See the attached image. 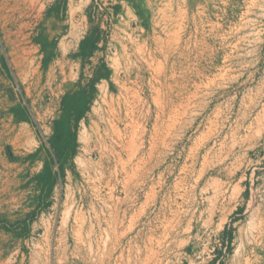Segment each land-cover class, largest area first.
I'll use <instances>...</instances> for the list:
<instances>
[{
	"label": "rangeland",
	"instance_id": "374dc122",
	"mask_svg": "<svg viewBox=\"0 0 264 264\" xmlns=\"http://www.w3.org/2000/svg\"><path fill=\"white\" fill-rule=\"evenodd\" d=\"M24 1L0 0L1 202L5 203L1 206V220L14 224L33 211L38 214L29 225L27 237L1 229V264H264V93L257 85L260 76L240 81L236 77H215L211 90L208 88L206 93L198 89L195 93L191 85L205 89V78L191 74L202 66L188 51L178 54V60L172 55L158 67L140 56L135 60L125 56L115 60L109 50L81 61L76 58V37H65L78 17L72 21L67 17L51 20L44 13L52 0H34L33 6ZM71 1L74 8L91 7L93 18L87 20L83 31L99 27L101 22L106 26L99 16V0L96 4L93 0ZM231 2L232 14L245 12L246 55L253 59L249 68L259 69L260 73L264 68L259 64L264 62V0ZM225 4L226 0L209 3L210 13L216 15L214 22L216 17L223 18L220 30L215 25L208 27L215 30L209 40L214 69L226 65L220 61H228L237 53V18L225 21ZM101 31V37L108 40L110 31ZM43 37L48 41L56 38L55 56L46 65L42 61L46 53L40 46ZM101 63L110 73L121 70L122 77L116 78L118 85L111 96L103 95L101 82L96 85L86 125L76 129L78 147L72 166L65 167L61 178L57 175L47 200L49 206L39 210V188L32 178L48 158L47 140L60 100L66 93L84 87ZM126 69L138 76H124ZM163 70H176L182 76L159 77ZM8 72L11 76L7 78L4 74ZM174 83L181 86L180 93L161 94L157 90L159 85ZM175 100L182 108L173 106ZM10 106L24 108L29 121L17 122L15 117L10 120ZM21 128L27 134L26 146L17 140ZM34 150H39L37 162L32 160L26 165L24 154ZM252 168L254 186L243 193L247 200L252 198L248 212L235 229L231 226L234 218H229L230 226L217 231L220 224L213 210L229 207L228 201L239 195L238 181ZM53 170L57 172V166ZM143 200V207L135 204ZM227 232L231 234L229 243Z\"/></svg>",
	"mask_w": 264,
	"mask_h": 264
},
{
	"label": "crops",
	"instance_id": "0c3cea01",
	"mask_svg": "<svg viewBox=\"0 0 264 264\" xmlns=\"http://www.w3.org/2000/svg\"><path fill=\"white\" fill-rule=\"evenodd\" d=\"M63 1V3H62ZM97 0H93L96 4ZM232 0H226L225 14L224 17L226 22H229L228 19H233L232 16H235L237 19V39L238 43L235 45L236 52L232 55L230 60L226 61L221 60L220 63L226 62V65H221L219 69H214V57H213V46L209 42L214 37V29H208L209 26H217L220 30L223 18L215 19L216 15L213 16L209 10L210 0H99L100 4L98 5L100 17L104 19L105 25L101 22V25L98 27L100 30V41L97 43L98 49L96 52H106V50L112 52V55H115L116 59L125 56L127 60H135L138 56L151 60L150 62L156 63L158 67L163 61L167 63V60L173 55V58L178 60V54H181L183 51H188V53L195 54V60L198 64L202 66L200 70H192L191 74L194 76L204 77L205 78V89L198 88V85L194 87V91L198 92H208L213 87V81L215 77H236L237 81L244 79L247 76L256 75L260 76L257 85L259 90L264 93V68H261V72L258 73L257 69L249 68V64L253 62L252 57L247 59L246 55V27H245V12L239 11L238 13L232 14ZM147 2V3H146ZM223 3V2H221ZM231 5V6H230ZM239 5V4H238ZM69 8V9H68ZM91 9V7H90ZM1 10V6H0ZM68 10V11H67ZM89 7L79 6L74 8L71 0H52L49 4L45 6V17L48 19H53L56 21H62L64 18H69L73 20L75 16L76 24L72 27L69 35L65 37L73 38L76 37V43H79L91 32V28L82 31L87 24ZM163 12V13H162ZM63 15V17H62ZM59 16L60 20L56 18ZM161 16V17H160ZM167 16V17H166ZM62 17V18H61ZM83 18V19H82ZM93 18V17H92ZM85 19V20H84ZM81 20V21H80ZM65 22L62 23V25ZM128 25V26H127ZM164 27V30H163ZM87 28V27H85ZM108 29L110 31L109 39L106 40L102 38L103 32L101 30ZM171 29V30H170ZM155 32V33H154ZM173 32V33H172ZM169 33V34H168ZM177 33V34H176ZM166 36H165V35ZM170 35V36H169ZM158 36V37H157ZM130 38V39H129ZM134 38V39H133ZM56 40V38H53ZM52 40V39H51ZM131 40V41H130ZM133 41V42H132ZM136 42V43H135ZM162 42V43H161ZM158 45H157V44ZM169 43V44H168ZM156 44V45H155ZM173 46H171V45ZM128 45V46H127ZM160 45V46H159ZM122 46V48H121ZM128 47V48H127ZM158 47V48H157ZM162 47V48H161ZM176 47V48H175ZM126 48V49H125ZM261 49L263 46L260 47ZM123 49V50H122ZM145 49V50H144ZM157 49V50H156ZM78 52L75 50V52ZM143 51V52H142ZM155 51V53H154ZM161 51V52H160ZM149 53V54H148ZM159 53V54H158ZM129 54V55H128ZM136 55V56H135ZM177 55V56H176ZM130 56V57H129ZM166 57V58H165ZM149 58V59H148ZM160 60V61H159ZM257 61V60H256ZM264 62L261 60L260 65H264ZM205 64V67H203ZM112 69V67H111ZM253 70V71H252ZM123 72L119 69L112 71L107 80L100 81L103 83L104 91L103 95L111 96L113 91L116 90L118 81L117 77H120ZM124 76L130 77L138 76L133 72H129L126 69ZM5 77H10L11 73H5ZM158 76H182V72L166 71L159 73ZM5 83V81H3ZM160 85L158 87L159 93H180L181 86H178L176 83L174 85L166 84L163 87ZM170 86V87H169ZM202 87V85L200 86ZM174 88V89H173ZM177 89V90H176ZM187 91V90H186ZM190 92H193L190 90ZM105 93V94H104ZM0 95H1V18H0ZM180 105V106H179ZM168 106V105H167ZM175 108H182V104L178 103L176 105V100L173 103ZM16 106H10L9 111ZM21 107V106H19ZM11 113V112H10ZM15 115L10 114V120H13ZM87 121V116L79 121L78 126L85 127ZM176 123V122H175ZM27 151L24 156L26 165H29L30 162H37L38 157L34 159L31 156L36 152ZM254 169L252 168L250 172L244 174V178H240L237 183L239 188V195L232 200L228 201L229 207H223L221 209L216 208L213 210V217H217L219 220L217 226V231H222L227 225L229 218H234L235 222L231 225L233 229L236 228V225L242 222L243 216L248 212L249 204H251L252 198L249 197L247 200L246 197H243V193L246 191L250 192L254 186ZM65 171V170H64ZM244 182V189H241L242 181ZM242 193V194H241ZM241 195V196H240ZM225 201V199L223 200ZM5 203L1 202V115H0V220H1V206ZM136 205L143 206V202H135ZM258 213L261 212V209L256 210ZM232 236H234V230L232 231ZM0 238H1V229H0ZM223 242V239H222ZM0 254H1V242H0ZM1 264V260H0ZM199 264V263H195ZM207 264H225L224 262H211Z\"/></svg>",
	"mask_w": 264,
	"mask_h": 264
},
{
	"label": "trees",
	"instance_id": "16d2710c",
	"mask_svg": "<svg viewBox=\"0 0 264 264\" xmlns=\"http://www.w3.org/2000/svg\"><path fill=\"white\" fill-rule=\"evenodd\" d=\"M56 19L60 20V17L58 16ZM88 19L89 21L92 20L90 7ZM85 37L86 38L79 43L78 52L76 54V58L81 59V61L88 60L94 51L98 49L97 43L101 39L100 30L98 27H93L91 32ZM40 42L42 51L46 53V58L43 60V64L46 65L55 56L54 48L56 46V40L53 39L48 41L43 37ZM109 75L110 70L104 63H101L97 71L94 72L84 87L75 92H68L61 98L60 110L57 117L54 119L55 121L53 120L52 122V134L47 140L49 148L45 150V153L48 158L43 162L42 170L32 178V181H34L39 188L37 197L39 210L49 206L47 200L50 198L56 185L57 175L61 178L65 167L72 166V161L78 147L76 135L78 123L85 117L89 110L91 99L96 91V85L102 80H107ZM10 112L15 115V120L17 122L27 123L29 121L25 114V109L22 107L16 106L12 108ZM72 119L74 120L73 125ZM38 153L39 150H37L31 158L34 159L38 157ZM54 166H57V172H54ZM37 214L38 211H33L25 219L14 224H9L0 220V229L6 232H19L21 233V237H27L29 234V225L34 221ZM225 237L227 243H229L231 234L227 232Z\"/></svg>",
	"mask_w": 264,
	"mask_h": 264
},
{
	"label": "bare ground",
	"instance_id": "6f19581e",
	"mask_svg": "<svg viewBox=\"0 0 264 264\" xmlns=\"http://www.w3.org/2000/svg\"><path fill=\"white\" fill-rule=\"evenodd\" d=\"M29 3L31 6H33V4H35V2L36 1H34V0H29V1H27V0H25L24 1V3ZM147 3V2H146ZM38 4V3H37ZM36 4V5H37ZM29 6V5H28ZM31 6H29V8L28 9H31L30 7ZM27 8V7H26ZM69 9V8H68ZM32 10V9H31ZM68 11V10H67ZM163 13V12H162ZM161 17V16H160ZM167 17V16H166ZM70 18V17H69ZM73 19V18H72ZM83 19V18H82ZM76 20V19H75ZM85 20V19H84ZM81 21V20H80ZM69 24V23H68ZM72 24V23H71ZM70 25V24H69ZM128 26V25H127ZM54 29H55V27H54ZM53 29V30H54ZM163 30H164V27H163ZM171 30V29H170ZM83 31V30H82ZM93 32V31H92ZM155 33V32H154ZM173 33V32H172ZM169 34V33H168ZM177 34V33H176ZM54 35V34H53ZM165 35V34H164ZM49 36V35H48ZM166 36V35H165ZM170 36V35H169ZM158 37V36H157ZM86 38V37H85ZM130 39V38H129ZM134 39V38H133ZM131 41V40H130ZM61 42H63V41H61ZM133 42V41H132ZM136 43V42H135ZM162 43V42H161ZM47 44V43H46ZM157 44V43H156ZM155 44V45H156ZM169 44V43H168ZM48 45V44H47ZM70 45V44H69ZM82 45V44H81ZM158 45V44H157ZM171 45V44H170ZM66 46V45H65ZM128 46V45H127ZM160 46V45H159ZM172 46V45H171ZM173 47V46H172ZM121 48H122V46H121ZM128 48V47H127ZM158 48V47H157ZM162 48V47H161ZM176 48V47H175ZM126 49V48H125ZM123 50V49H122ZM145 50V49H144ZM157 50V49H156ZM143 52V51H142ZM161 52V51H160ZM34 53V52H33ZM154 53H155V51H154ZM149 54V53H148ZM159 54V53H158ZM129 55V54H128ZM62 56V55H61ZM136 56V55H135ZM130 57V56H129ZM33 58V57H32ZM166 58V57H165ZM134 59H135V57H134ZM149 59V58H148ZM78 60V59H77ZM119 60H120V58H119ZM43 61V60H42ZM58 61V60H57ZM67 61V60H66ZM140 61V60H139ZM160 61V60H159ZM71 63V62H70ZM116 63V62H115ZM137 63V62H136ZM139 63V62H138ZM141 63V62H140ZM145 63V62H144ZM165 63V62H164ZM161 64V63H160ZM135 65V64H134ZM37 66V65H36ZM61 66V65H60ZM33 67H31V69H32ZM52 68V67H51ZM78 68V67H77ZM139 68H140V66H139ZM46 69V68H45ZM50 70V69H49ZM77 70V69H76ZM75 70V71H76ZM146 70V69H145ZM32 71V70H31ZM54 71V70H53ZM142 71V70H141ZM44 72V71H43ZM56 72V71H55ZM152 72H155V71H152ZM51 74V73H50ZM60 75V74H59ZM135 75V74H134ZM155 75V74H154ZM54 76V75H53ZM72 76V75H71ZM45 77V76H44ZM122 77V76H121ZM54 78V77H53ZM74 78V77H73ZM76 78V77H75ZM158 78V77H157ZM171 78H172V76H171ZM48 79H49V76H48ZM64 79V78H63ZM71 79V78H70ZM69 79V80H70ZM88 79V78H87ZM153 79V78H152ZM124 80V79H123ZM160 80V79H159ZM73 82V81H72ZM37 84V83H36ZM55 84V83H54ZM81 84V83H80ZM103 84V83H102ZM161 84V83H160ZM48 85V84H47ZM49 85H50V83H49ZM39 86V85H38ZM63 86H64V84H63ZM160 86V85H159ZM52 87V86H51ZM55 87V86H54ZM170 87V86H169ZM42 88H43V86H42ZM50 88V87H49ZM56 88H58V87H56ZM75 88V87H74ZM87 88V87H86ZM99 88V87H98ZM138 88V87H137ZM64 89V88H63ZM174 89V88H173ZM40 90V89H39ZM51 90V89H50ZM58 90V89H57ZM87 90V89H86ZM105 90V89H104ZM159 90V89H158ZM177 90V89H176ZM135 92V91H134ZM197 92V91H196ZM195 92V93H196ZM49 93V92H48ZM178 93V92H177ZM56 94V93H55ZM105 94V93H104ZM156 94V93H155ZM162 94V93H161ZM45 96V95H44ZM48 96V95H47ZM138 96V95H137ZM156 96V95H155ZM174 96V95H173ZM177 96V95H176ZM175 96V97H176ZM57 97V96H56ZM187 98V97H186ZM39 99H41V98H39ZM55 99V98H54ZM100 99V98H99ZM105 99V98H104ZM112 99V98H111ZM139 99V98H138ZM177 99V98H176ZM116 100H118V99H116ZM192 100H194V99H192ZM43 101V100H42ZM187 101V100H186ZM191 101V100H190ZM117 102V101H116ZM132 102V101H131ZM138 102H139V100H138ZM171 102H173V101H171ZM56 103V102H55ZM106 103V102H105ZM133 103V102H132ZM131 103V104H132ZM143 103H146L145 101L143 102ZM148 103V102H147ZM187 103H189L188 101H187ZM42 104V103H41ZM47 104V103H46ZM97 104V103H96ZM107 104V103H106ZM120 104V103H119ZM118 104V105H119ZM126 104H128V102L126 103ZM185 104H186V102H185ZM51 105V104H50ZM49 105V106H50ZM111 105V104H110ZM144 105V104H143ZM162 105V104H161ZM184 105V104H183ZM79 106V105H78ZM180 106V105H179ZM116 107H118V106H116ZM44 108V107H43ZM47 108V107H46ZM142 108V107H141ZM155 108H156V106H155ZM44 110V109H43ZM139 110V109H138ZM144 110V109H143ZM162 110V109H161ZM173 110H175V109H173ZM40 111V110H39ZM98 111V110H97ZM136 111V110H135ZM157 111V110H156ZM172 111V110H171ZM170 111V112H171ZM177 111V110H176ZM96 112V111H95ZM110 112V111H109ZM147 111H145V113H146ZM151 112V111H150ZM48 113H49V111H48ZM62 113V112H61ZM128 113H130V112H128ZM161 113V112H160ZM183 113V112H182ZM97 114V113H96ZM112 114V113H111ZM156 114V113H155ZM184 114V113H183ZM40 115V114H39ZM105 115V114H104ZM132 115V114H131ZM146 115V114H145ZM162 115V114H161ZM175 115V114H174ZM185 115V114H184ZM184 115H181V116H184ZM41 117H42V115H40ZM45 116V115H44ZM90 116V115H89ZM157 116V115H156ZM176 116H178V114H176ZM113 117V116H112ZM44 118V117H43ZM50 118V117H49ZM54 118V117H53ZM61 118V117H60ZM178 118V117H177ZM181 118V117H180ZM97 119V118H96ZM154 119H155V116H154ZM167 119V118H166ZM38 120H40V119H38ZM54 120V119H53ZM60 120V119H59ZM119 120V119H118ZM172 120V119H171ZM55 121V120H54ZM120 121H121V118H120ZM92 122V121H91ZM122 122V121H121ZM158 122H160V121H158ZM179 122V121H178ZM93 123V122H92ZM95 123V122H94ZM98 123V122H97ZM149 123V122H148ZM171 123V122H170ZM180 123V122H179ZM45 124V123H44ZM48 124V123H47ZM99 124V123H98ZM179 125V124H178ZM177 125V126H178ZM128 126V125H127ZM129 127V126H128ZM172 127V126H171ZM170 127V128H171ZM124 128V127H123ZM169 128V129H170ZM30 130V129H29ZM111 130V129H110ZM123 131V130H122ZM153 131V130H152ZM164 131H165V129H164ZM175 131V130H174ZM176 131H177V129H176ZM80 133V132H79ZM133 133V132H132ZM140 133V132H139ZM123 134V133H122ZM159 134V133H158ZM169 134V133H168ZM175 134V133H174ZM177 134V133H176ZM121 135V134H120ZM131 135V134H130ZM82 136V135H81ZM133 136V135H132ZM82 138V137H81ZM166 138V137H165ZM102 139V138H101ZM17 140H18V142H21V144H23L24 146H26V144H25V141L27 140V134L24 132V130L21 128V130H20V133H19V135H18V138H17ZM151 140H152V138H151ZM164 140V139H163ZM169 143V142H168ZM172 143V142H171ZM131 145V144H130ZM127 147V146H126ZM145 148V147H144ZM169 148V147H168ZM82 149V148H81ZM130 150H132V148H130ZM92 151V150H91ZM82 152H84V151H82ZM85 153V152H84ZM107 153V152H106ZM130 154V153H129ZM82 154H80V156H81ZM101 155V154H100ZM128 155V154H127ZM135 155V154H134ZM191 155V154H190ZM85 156V155H84ZM131 156H133V155H131ZM152 157V156H151ZM77 158H78V156H77ZM90 158V157H89ZM119 158V157H118ZM129 158H131V157H129ZM188 158V157H187ZM83 159V158H82ZM135 159H136V157H135ZM164 159V158H163ZM189 159V158H188ZM132 160V159H131ZM131 160H129V161H131ZM144 160V159H143ZM83 161V160H82ZM90 161V160H89ZM136 161V160H135ZM159 161V160H158ZM85 162V161H84ZM113 162V161H112ZM139 162V161H138ZM114 163V162H113ZM133 163V162H132ZM125 164V163H124ZM129 164V163H128ZM138 164H140V163H138ZM144 164V163H143ZM81 165V164H80ZM123 165V164H122ZM132 165V164H131ZM134 165V164H133ZM83 166V165H82ZM89 166V165H88ZM188 166V165H187ZM122 167V166H121ZM140 166H138V168H139ZM142 167H143V165H142ZM181 167V166H180ZM86 168V167H85ZM91 168V167H90ZM171 168V167H170ZM112 169V168H111ZM125 169V168H124ZM135 169V168H134ZM137 169V168H136ZM142 169V168H141ZM165 169V168H164ZM185 169V168H184ZM188 170V169H187ZM81 171V170H80ZM130 171H134V170H130ZM143 171V170H142ZM176 171V170H175ZM137 172H139V171H137ZM182 172V171H181ZM189 172V171H188ZM179 173V172H178ZM185 173V172H184ZM67 174V173H66ZM81 174V173H80ZM124 174V173H123ZM70 175V174H69ZM119 175V174H118ZM159 175V174H158ZM182 175V174H181ZM94 176V175H93ZM126 176H128V175H126ZM125 176V177H126ZM133 176V175H132ZM175 176V175H174ZM140 177H142V176H140ZM178 177H180V176H178ZM184 177H186V176H184ZM68 178V177H67ZM85 178V177H84ZM99 178V177H98ZM118 178V177H117ZM134 178V177H133ZM132 178H130V180H131ZM159 179V178H158ZM88 180V179H87ZM183 180V179H182ZM182 180H180L181 182H182ZM115 181H116V179H115ZM127 181V180H126ZM161 181H163V180H161ZM175 181V180H174ZM179 181V180H178ZM71 182V181H70ZM150 182V181H149ZM154 182V181H153ZM188 182V181H187ZM80 183V182H79ZM116 183V182H115ZM151 183H152V181H151ZM158 183V182H157ZM82 184V183H81ZM80 184V185H81ZM92 184V183H91ZM112 184V183H111ZM138 184H141V182L140 183H138ZM180 184V183H179ZM88 185H90L89 183H88ZM113 185V184H112ZM117 185V184H116ZM147 185V184H146ZM162 185H163V183H162ZM83 186V185H82ZM152 186V185H151ZM179 186V185H178ZM180 186H182V185H180ZM105 187H107V186H105ZM131 187H133V186H131ZM135 187V186H134ZM141 187V186H140ZM71 188V187H70ZM87 188V187H86ZM149 188H151L150 186H149ZM153 188V187H152ZM158 188V187H157ZM166 188V187H165ZM180 188V187H179ZM67 189V188H66ZM76 189V188H75ZM74 189V190H75ZM79 189V188H78ZM99 189V188H98ZM139 189V188H138ZM85 190V189H84ZM87 190V189H86ZM92 190V189H91ZM108 190V189H107ZM115 190V189H114ZM145 190V189H144ZM167 190V189H166ZM68 191H69V189H68ZM120 191V190H119ZM151 191V190H150ZM78 192H79V190H78ZM95 192H97V191H95ZM145 192H147V191H145ZM166 192V191H165ZM170 192V191H169ZM74 193V192H73ZM153 193V192H152ZM173 193V192H172ZM180 193V192H179ZM224 193V192H223ZM69 194V193H68ZM75 194V193H74ZM91 194V193H90ZM119 194V193H118ZM178 194V193H177ZM183 194V193H182ZM87 195H89V193L87 194ZM141 195V194H140ZM151 195H153V194H151ZM164 195V194H163ZM174 195V194H173ZM87 197V196H86ZM149 197V196H148ZM170 197V196H169ZM169 197H168V199H169ZM178 197H179V195H178ZM67 198H69V197H67ZM79 198V197H78ZM146 198V197H145ZM164 198V197H163ZM129 199V198H128ZM132 199H134V198H132ZM151 199V198H150ZM154 199V198H153ZM172 199V198H171ZM173 200V199H172ZM183 200V199H182ZM140 201V200H139ZM96 202V201H95ZM128 202V201H127ZM137 202V201H136ZM150 202V201H149ZM167 202H169V204H170V201L168 200ZM172 202V201H171ZM91 203V202H90ZM89 203V204H90ZM116 203V202H115ZM121 203V202H120ZM148 203V202H147ZM151 203H152V201H151ZM175 203V202H174ZM65 204V203H64ZM130 204V203H129ZM146 204V203H145ZM168 204V205H169ZM172 204V203H171ZM71 205H73V204H71ZM158 205V204H157ZM156 205V206H157ZM160 205V204H159ZM158 205V206H159ZM133 206V205H132ZM155 206V205H154ZM131 207V206H130ZM140 207V206H139ZM143 207V206H142ZM160 207V206H159ZM164 207V206H163ZM168 207V206H167ZM172 207V206H171ZM175 207H177V206H175ZM248 207V206H247ZM89 208H91L90 206H89ZM145 208V207H144ZM174 208V207H173ZM119 209V208H118ZM134 209V208H133ZM221 209V208H220ZM100 210V209H99ZM108 210V209H107ZM132 210V209H131ZM174 210V209H173ZM143 211V210H142ZM123 212V211H122ZM132 212H133V210H132ZM136 212V211H135ZM171 212V211H170ZM176 212H177V210H176ZM76 213V212H75ZM125 213V212H124ZM153 213V212H152ZM163 213V212H162ZM168 213V212H167ZM181 213V212H180ZM81 214V213H80ZM133 214H135V213H133ZM137 214V213H136ZM152 215V214H151ZM166 215V214H165ZM180 215V214H179ZM134 216V215H133ZM153 216V215H152ZM156 216V215H155ZM71 217V216H70ZM93 217V216H92ZM135 217V216H134ZM133 217V218H134ZM80 218V217H79ZM76 219V218H75ZM158 219V218H157ZM164 219H165V217H164ZM126 220V219H125ZM134 220V219H133ZM132 220V221H133ZM148 220V219H147ZM153 220V219H152ZM160 220V219H159ZM162 220V219H161ZM73 221V220H72ZM98 221V220H97ZM122 221V220H121ZM166 221V220H165ZM172 221V220H171ZM170 221V222H171ZM73 222H75V221H73ZM78 222H80V220H78ZM99 222V221H98ZM103 222H105V221H103ZM160 222V221H159ZM258 222V221H257ZM116 223V222H115ZM141 223V222H140ZM145 223V222H144ZM260 223V222H259ZM258 223V224H259ZM79 224H81V223H79ZM126 224V223H125ZM150 224V223H149ZM148 224V225H149ZM151 224H152V222H151ZM164 224V223H163ZM162 224V225H163ZM170 224V223H169ZM138 225V224H137ZM142 225V224H141ZM147 225V224H146ZM92 226V225H91ZM173 226V225H172ZM118 227H119V225H118ZM141 227V226H140ZM139 227V228H140ZM92 228V227H91ZM138 228V229H139ZM143 228V227H142ZM113 229V228H112ZM121 229V228H120ZM163 229V228H162ZM62 230H64V229H62ZM61 230V231H62ZM94 230V229H93ZM124 230V229H123ZM158 230V229H157ZM173 230H174V228H173ZM96 232V231H95ZM100 232V231H99ZM109 232V231H108ZM145 232V231H144ZM146 233V232H145ZM153 233V232H152ZM61 234V233H60ZM155 234V233H154ZM96 235V234H95ZM111 235V234H110ZM134 235V234H133ZM141 235V234H140ZM156 235V234H155ZM99 236V235H98ZM128 237V236H127ZM77 238V237H76ZM147 238V237H146ZM145 238V239H146ZM155 239V238H154ZM63 240V239H62ZM147 240V239H146ZM79 241V240H78ZM148 241V240H147ZM156 241V240H155ZM100 242V241H99ZM144 244V243H143ZM148 244H149V242H148ZM87 245V244H86ZM150 245V244H149ZM79 246V245H78ZM85 246V245H84ZM89 246V245H88ZM98 246V245H97ZM116 246V245H115ZM75 247V246H74ZM150 247V246H149ZM133 248V247H132ZM152 248V247H151ZM73 249V248H72ZM134 249V248H133ZM148 249V248H147ZM157 250V249H156ZM76 251V250H75ZM87 251V250H86ZM98 251V250H97ZM152 251V250H151ZM155 251V250H154ZM159 251V250H158ZM153 252V251H152ZM155 253H157V252H155ZM148 254H149V252H148ZM85 255H87V254H85ZM150 255V254H149ZM91 256V255H90ZM102 256V255H101ZM98 257V259H99V256H97ZM116 257V256H115ZM142 257V256H141ZM146 257V256H145ZM248 257V256H247ZM114 258V257H113ZM157 258V257H156ZM155 258V259H156ZM101 259V258H100ZM109 259V258H108ZM142 259V258H141ZM146 259V258H145ZM149 259H150V257H149ZM158 259V258H157ZM72 260V259H71ZM113 260V259H112ZM151 260V259H150ZM249 260V259H248ZM99 261V260H98ZM126 261V260H125ZM158 261V260H157ZM159 262V261H158ZM253 262V261H252ZM160 263V262H159ZM126 264V263H125ZM127 264H129V263H127ZM141 264V263H140ZM247 264V263H246Z\"/></svg>",
	"mask_w": 264,
	"mask_h": 264
}]
</instances>
